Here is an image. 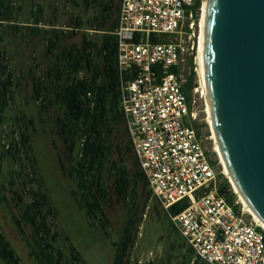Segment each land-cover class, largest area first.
Segmentation results:
<instances>
[{
    "label": "trees",
    "instance_id": "obj_1",
    "mask_svg": "<svg viewBox=\"0 0 264 264\" xmlns=\"http://www.w3.org/2000/svg\"><path fill=\"white\" fill-rule=\"evenodd\" d=\"M72 3L76 8L89 13L87 18L77 17L76 28L84 31L81 44L79 46L68 44L67 38L72 37L73 33L54 29L47 38V54L52 66L44 70L41 76L33 77V99L39 105L40 113L43 110L46 112L51 107L54 110L58 133L66 142L67 159L70 162L66 166L60 156L59 165L76 185L72 195L78 207L85 211L91 221L99 223L102 228L108 227L110 223L106 211L110 203L107 185L110 181L115 182V195L120 203L128 207L129 218L119 240L114 243L113 264H130V253L136 244L135 231L140 227L139 189L147 182L129 138L121 107V85L122 81L133 80L137 70L134 68L128 75H122L119 67L118 38L115 32L119 24L121 0H72ZM0 10V25L13 21L10 2L0 0ZM42 12L41 6L33 11L36 26L32 31L35 35L41 32L37 25L41 22ZM89 31L100 34L101 39L97 41L89 38ZM189 64L191 74L186 76L183 91L191 107L193 91L198 84L194 60L191 59ZM172 71L180 72L178 68ZM14 84L13 74L8 71L6 65L2 66L0 129L12 103ZM32 126V120L27 121L26 128L21 134L20 144L16 147L11 145V149H7L10 150L9 155L15 162L19 153L17 147L21 146L22 150L30 155L33 152ZM194 126L201 135L202 128L196 122ZM117 132L120 133L122 140L116 137ZM115 150L120 155L118 160H113ZM131 152L135 158L132 169H129L126 159L130 158ZM32 159L35 162L37 160L36 157ZM218 177L223 179L218 185L219 194L233 205L237 196L229 180L222 174ZM150 195H152L151 191ZM149 199L150 197H147L146 201L149 202ZM19 201L20 214H11V221L26 244L28 257L35 264H85L81 254L72 244L69 243L67 251L61 247L60 233L53 232L49 223L51 218L56 217V209L50 205L45 193L38 192L26 203L21 197ZM188 206L189 201L184 200L174 205L170 213L176 215ZM238 208L239 206L236 207ZM26 229L30 232L27 233ZM0 259L4 264H23L1 228ZM191 262L192 259L186 264ZM194 262L193 260L192 264H195Z\"/></svg>",
    "mask_w": 264,
    "mask_h": 264
},
{
    "label": "built area",
    "instance_id": "obj_2",
    "mask_svg": "<svg viewBox=\"0 0 264 264\" xmlns=\"http://www.w3.org/2000/svg\"><path fill=\"white\" fill-rule=\"evenodd\" d=\"M204 1L121 0L119 67L122 75L137 70L133 80L122 81L121 107L149 190L196 258L264 264V229L248 220L244 208L236 209L237 201L230 205L219 194L217 170L183 91V55L189 52L183 38L192 42L195 62ZM184 200L185 210L170 213Z\"/></svg>",
    "mask_w": 264,
    "mask_h": 264
},
{
    "label": "rangeland",
    "instance_id": "obj_3",
    "mask_svg": "<svg viewBox=\"0 0 264 264\" xmlns=\"http://www.w3.org/2000/svg\"><path fill=\"white\" fill-rule=\"evenodd\" d=\"M12 6V22L0 25V70L7 66L14 76L13 99L5 116V122L0 129V228L12 247L16 250L23 264H35L28 257V249L14 228L11 214L19 215L21 202H29L37 193H45L50 205L56 209V217L49 223L53 232H59V243L66 251L69 243L81 254L85 264H113L115 247L129 218L128 207L120 203L115 195V182L107 185L110 192V203L106 208L109 226L102 228L99 223L89 219L81 210L72 195L76 185L59 165L63 158L66 166L67 146L62 135L58 133L52 107L41 112L33 97V77L41 76L43 71L52 66L47 54V38L54 29L60 32L73 33L67 38L70 45H80L84 35L83 30L76 27L77 17L87 18V12L76 8L72 0H7ZM79 1V0H77ZM41 6V22L37 25L41 32L34 34L35 17L33 11ZM1 12V10H0ZM95 15V13H94ZM17 27V28H16ZM199 27L196 34L199 33ZM86 32V31H85ZM89 38L99 41L100 34L89 31ZM183 46L189 47V52L183 55L182 65L185 76L191 74L189 61L192 42L183 38ZM197 56V52L195 53ZM197 88L193 91L191 109L196 114V123L201 127V135L205 139L212 163H215L218 176L224 175V167L216 153L212 129L208 122L206 98L200 90L198 68L195 60ZM32 120L31 155L17 147L18 159L15 162L9 155L8 148L17 146L27 121ZM122 140L119 132L115 133ZM15 150H13L14 153ZM119 152L114 151L113 160H118ZM36 157V162L32 158ZM126 165L132 169L134 154L131 152ZM32 159V160H31ZM223 179L218 177V184ZM230 186L235 193L233 186ZM138 217L140 227L135 231L136 244L131 250L130 264H186L192 259L195 264H204L196 258L193 250L178 235L173 228L166 211L150 195L147 183L139 189ZM236 194V193H235ZM238 206L239 197L236 194ZM4 197V199H2ZM150 197L149 202L146 198ZM249 221L253 218L248 214ZM29 233V229H26ZM0 264L4 262L0 259Z\"/></svg>",
    "mask_w": 264,
    "mask_h": 264
},
{
    "label": "water",
    "instance_id": "obj_4",
    "mask_svg": "<svg viewBox=\"0 0 264 264\" xmlns=\"http://www.w3.org/2000/svg\"><path fill=\"white\" fill-rule=\"evenodd\" d=\"M204 70L221 156L264 224V0H208Z\"/></svg>",
    "mask_w": 264,
    "mask_h": 264
},
{
    "label": "bare ground",
    "instance_id": "obj_5",
    "mask_svg": "<svg viewBox=\"0 0 264 264\" xmlns=\"http://www.w3.org/2000/svg\"><path fill=\"white\" fill-rule=\"evenodd\" d=\"M207 9H208V0L204 1V6H203V12L200 16V41H199V47H198V51H197V56H196V64H197V68H198V77L199 78V86H200V90L202 92V94L204 95V97L206 98V102H207V114H208V122L211 126L212 129V122H211V113H210V109H209V105H208V95H207V87H206V78H205V31H206V17H207ZM198 82V81H197ZM212 138L215 141V149H216V153L218 154L220 161H221V165L224 167V175H226L229 179L230 182L233 186V189L235 191V193L238 195L239 197V201L240 204L242 205V207L244 208L245 212L247 214H249L253 220L258 224V226H260L261 228L264 229V224L261 222V220L254 214V212L251 210V208L248 206V204L243 200V198L240 196L234 182L232 181L229 172L225 166L224 160L221 156L220 153V149L218 146V143L216 141V137L214 134V131L212 129Z\"/></svg>",
    "mask_w": 264,
    "mask_h": 264
}]
</instances>
